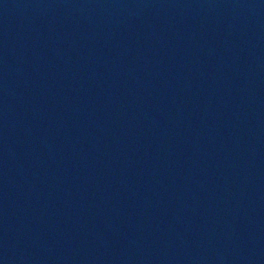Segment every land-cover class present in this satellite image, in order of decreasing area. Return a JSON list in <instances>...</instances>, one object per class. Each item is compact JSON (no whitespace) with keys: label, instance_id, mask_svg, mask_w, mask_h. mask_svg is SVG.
<instances>
[{"label":"water","instance_id":"water-1","mask_svg":"<svg viewBox=\"0 0 264 264\" xmlns=\"http://www.w3.org/2000/svg\"><path fill=\"white\" fill-rule=\"evenodd\" d=\"M0 264H264V0H0Z\"/></svg>","mask_w":264,"mask_h":264}]
</instances>
